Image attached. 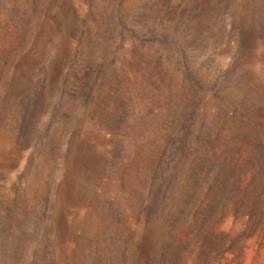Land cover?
<instances>
[{
    "label": "rangeland",
    "instance_id": "rangeland-1",
    "mask_svg": "<svg viewBox=\"0 0 264 264\" xmlns=\"http://www.w3.org/2000/svg\"><path fill=\"white\" fill-rule=\"evenodd\" d=\"M0 264H264V0H0Z\"/></svg>",
    "mask_w": 264,
    "mask_h": 264
},
{
    "label": "trees",
    "instance_id": "trees-1",
    "mask_svg": "<svg viewBox=\"0 0 264 264\" xmlns=\"http://www.w3.org/2000/svg\"><path fill=\"white\" fill-rule=\"evenodd\" d=\"M209 233V232H208ZM207 234V231L205 230V233H203L202 239L204 238V236Z\"/></svg>",
    "mask_w": 264,
    "mask_h": 264
}]
</instances>
